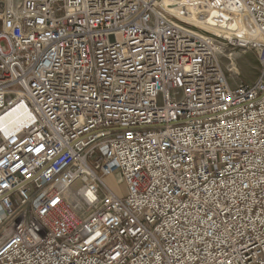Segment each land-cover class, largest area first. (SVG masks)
Returning <instances> with one entry per match:
<instances>
[{"label": "built area", "instance_id": "2783aa9c", "mask_svg": "<svg viewBox=\"0 0 264 264\" xmlns=\"http://www.w3.org/2000/svg\"><path fill=\"white\" fill-rule=\"evenodd\" d=\"M0 23V264H264V67L222 62L264 66V0H0Z\"/></svg>", "mask_w": 264, "mask_h": 264}, {"label": "rangeland", "instance_id": "374dc122", "mask_svg": "<svg viewBox=\"0 0 264 264\" xmlns=\"http://www.w3.org/2000/svg\"><path fill=\"white\" fill-rule=\"evenodd\" d=\"M1 28V23H0ZM5 50L8 49V43L2 41ZM233 56L229 55L222 57L223 65L228 73L236 81H255L259 79L260 73L263 70L260 54L255 49L235 50ZM229 58V59H228Z\"/></svg>", "mask_w": 264, "mask_h": 264}, {"label": "water", "instance_id": "95a60500", "mask_svg": "<svg viewBox=\"0 0 264 264\" xmlns=\"http://www.w3.org/2000/svg\"><path fill=\"white\" fill-rule=\"evenodd\" d=\"M214 15H218V13L215 12ZM208 22H211V20H209ZM230 27L233 28V29H236V25H231Z\"/></svg>", "mask_w": 264, "mask_h": 264}]
</instances>
